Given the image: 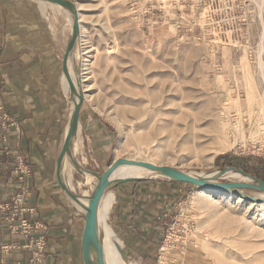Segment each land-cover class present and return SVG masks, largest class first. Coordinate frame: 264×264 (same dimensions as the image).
I'll return each instance as SVG.
<instances>
[{
	"label": "rangeland",
	"instance_id": "374dc122",
	"mask_svg": "<svg viewBox=\"0 0 264 264\" xmlns=\"http://www.w3.org/2000/svg\"><path fill=\"white\" fill-rule=\"evenodd\" d=\"M34 1L66 36L65 56L74 39L70 8ZM67 1L78 7L81 33L69 50L70 104L78 95L113 133L104 164L86 168L102 173L127 158L195 175L244 170L264 180V0ZM82 140L74 138L75 159L87 163L94 155ZM71 157L73 185L79 172ZM168 179L175 181L165 174L114 181L107 190L116 199L119 187L149 193ZM97 182L87 175L72 192L86 205ZM177 183L156 261L129 249L112 207L108 223L127 264H264V191L242 189L256 198L248 199Z\"/></svg>",
	"mask_w": 264,
	"mask_h": 264
},
{
	"label": "crops",
	"instance_id": "0c3cea01",
	"mask_svg": "<svg viewBox=\"0 0 264 264\" xmlns=\"http://www.w3.org/2000/svg\"><path fill=\"white\" fill-rule=\"evenodd\" d=\"M67 44L66 36L34 0H0V104L16 122L6 130L0 127V204L20 190L13 168L21 157L32 169V195L25 204L35 209L28 215L30 221L44 226L36 235L46 236L45 264H86L85 213L70 196L69 174L63 172L65 158L61 165L74 112L64 76ZM78 133L86 151L90 149L94 155L86 159L87 163L75 159L74 138ZM112 142L113 133L107 124L81 104L79 126L69 147L73 163L78 164L79 176L72 172L74 184L85 183L87 175L99 179L114 160L102 173L85 165H103ZM177 184L162 180L149 193L117 188L112 218L129 249L146 260L156 261L168 217L172 216ZM27 242L10 231L0 210V264H30L32 252L23 247ZM3 245L16 247L5 252Z\"/></svg>",
	"mask_w": 264,
	"mask_h": 264
},
{
	"label": "water",
	"instance_id": "95a60500",
	"mask_svg": "<svg viewBox=\"0 0 264 264\" xmlns=\"http://www.w3.org/2000/svg\"><path fill=\"white\" fill-rule=\"evenodd\" d=\"M48 1L57 3L64 7L72 8L75 12L74 39L71 41L69 49L67 50L66 55L64 56V67H65V72H67V58H68L69 50L70 47L74 44L75 38L80 30L79 10L76 4L71 3L67 0H48ZM69 81L71 84H73L70 77H69ZM82 101L83 99L81 98L80 101L75 103L72 122L64 142L61 159L64 157L65 153L69 149L72 137L78 129L80 106L82 104ZM121 163L142 164L153 169L161 170L163 171V174L167 175L171 179L178 182L190 183L205 189H213L221 192L234 191L248 199H256V198L250 197L249 195L245 194L242 191V189H255V190L264 191V180L257 179L244 170H239V171L242 174L250 177L253 181L255 180L258 181L259 183H253L252 181H247V182L216 181L208 177H202V178L196 177L187 172L181 171L175 167L168 165H156L154 163L135 161L127 158L116 159L113 161V163L109 165V167L99 177L98 182L95 188L93 189V194L88 198L89 203L85 212V230L83 236V257L86 264H105L103 260V249L98 235V208L103 194L105 193L107 188L114 182L110 179V175ZM229 170L231 169H225L224 171H222V174H225ZM141 179L142 178H125L118 180V182L125 183L129 181H137ZM69 193L71 197H75V195L72 192ZM93 249L96 251V259L93 257Z\"/></svg>",
	"mask_w": 264,
	"mask_h": 264
},
{
	"label": "bare ground",
	"instance_id": "6f19581e",
	"mask_svg": "<svg viewBox=\"0 0 264 264\" xmlns=\"http://www.w3.org/2000/svg\"><path fill=\"white\" fill-rule=\"evenodd\" d=\"M40 1L42 3H46V2L50 3V4L55 5L57 7H64V6H61V5L57 4V3H53V2L48 1V0H40ZM44 8H46V7H44ZM68 14H69L68 16L70 17V21H71V24H72V30L74 31L75 30L74 29L75 12H74V10L72 8H70V10L68 11ZM79 24H80V18H79ZM80 35H81V33L78 36H76L77 41L81 37ZM72 55H73L72 51H69L68 58H67V72H66L65 76H66V79H67V82H68L69 86L71 87V85H72V87L75 89L74 83L71 84L70 81H69L70 75H69V72H68L69 71V66H70L71 61H72L71 60ZM73 73H74V70H73ZM72 82H73V80H72ZM78 101H79V96L77 95L76 98L73 100V109L75 107V103H77ZM76 148L78 149L77 143L74 144V150ZM70 149L71 148H69L67 150V152L65 153V155H64V157L62 158V161H61V165L63 166V160L65 158V161H64V163H65V172L68 171L67 170L68 167H66V166L68 164V158L70 157L71 152H72ZM135 161H138V160H135ZM141 162H146V161H141ZM147 163H151V162H147ZM156 165H158V164H156ZM179 170H181V169H179ZM181 171L187 172L185 170H181ZM63 172H64V169H63ZM187 173H189V174H191L193 176H196V177L212 178L213 180H216V181H219L218 179H221V178H230V179L231 178H245L246 181H244V182L253 181L250 177L242 174L241 172L234 171V170H229L225 174H222V172L219 171V170L214 172V173L202 174V175H195L194 173H190V172H187ZM151 175H159L160 176V175H163V171L157 170V169H153V168L147 167V166L142 165V164L121 163L112 172V174L110 175V179L112 181H118V180L125 179V178H145V177H148V176H151ZM232 182H239V181H232ZM70 186H71V188L74 191H76V187H77L76 184L73 183V185L71 184ZM94 188H95V186H94ZM208 190H213V189H208ZM80 191L85 196H88L89 193H90V191L81 190V188H80ZM215 191H217V190H215ZM197 192H199V191H197ZM200 193L202 194V192H200ZM203 194H204V192H203ZM204 196L205 197H211V195L209 193L208 194L205 193ZM72 199L76 203L78 209H80L81 211H83L85 213L86 212V208H87L88 203H89V199H88L86 205H84V202L82 203L79 200V196L72 197ZM115 200H116L115 199V194L113 192H110L109 190L105 191V193L103 194V196H102V198L100 200L99 208H98V235H99V239H100V242H101V245H102V249H103V260H104L105 264H127V262L125 261L124 257L120 253V248H121L123 242L117 236L116 232L111 228V226L108 223L109 215H110V212L112 210V207H113V204H114Z\"/></svg>",
	"mask_w": 264,
	"mask_h": 264
},
{
	"label": "built area",
	"instance_id": "2783aa9c",
	"mask_svg": "<svg viewBox=\"0 0 264 264\" xmlns=\"http://www.w3.org/2000/svg\"><path fill=\"white\" fill-rule=\"evenodd\" d=\"M1 87L2 79L0 73V91ZM15 124L13 116L0 104V127L6 130ZM13 174L21 185L20 190L12 196L10 201L1 203L0 210L4 214L5 220L9 223L10 231L20 234L28 240L23 247L30 249L32 252L30 264H45L46 236L43 234L36 235L44 226L39 222L32 223L30 221L28 215L33 214L35 209L25 204L26 200L32 195V187L30 185L32 169L21 157H18L17 163L13 168ZM14 247L16 246L3 245L2 249L5 252H9Z\"/></svg>",
	"mask_w": 264,
	"mask_h": 264
}]
</instances>
